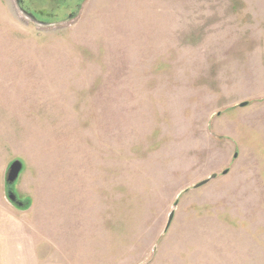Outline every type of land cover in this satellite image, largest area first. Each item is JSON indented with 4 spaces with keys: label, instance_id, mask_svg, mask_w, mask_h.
<instances>
[{
    "label": "rangeland",
    "instance_id": "374dc122",
    "mask_svg": "<svg viewBox=\"0 0 264 264\" xmlns=\"http://www.w3.org/2000/svg\"><path fill=\"white\" fill-rule=\"evenodd\" d=\"M77 3L0 0V264H264V0Z\"/></svg>",
    "mask_w": 264,
    "mask_h": 264
},
{
    "label": "flooded vegetation",
    "instance_id": "af4514ba",
    "mask_svg": "<svg viewBox=\"0 0 264 264\" xmlns=\"http://www.w3.org/2000/svg\"><path fill=\"white\" fill-rule=\"evenodd\" d=\"M18 5L27 15H32L41 25H50L66 19L78 10L77 0L67 8L61 7L67 0H16Z\"/></svg>",
    "mask_w": 264,
    "mask_h": 264
},
{
    "label": "water",
    "instance_id": "95a60500",
    "mask_svg": "<svg viewBox=\"0 0 264 264\" xmlns=\"http://www.w3.org/2000/svg\"><path fill=\"white\" fill-rule=\"evenodd\" d=\"M17 3V6L20 10V13L25 16L30 22L34 23L36 26H52L53 24H50V25H41L37 22V19L32 16V15H27L26 13H24V11L20 8V6L18 5V1H16ZM80 7V6H79ZM76 14H73L72 16H70L68 19H72L73 17H75ZM248 106V103L245 102V103H242L240 105L241 108H244V107H247ZM24 171V164L22 161L20 160H15L13 161L10 166H9V171H8V174H7V179H6V187L8 188L7 189V197H8V200L13 204V206L15 205L16 207L22 209L26 206L25 203L21 202L19 199H18V196L12 191V187L15 186V184L18 182L19 178H20V175L22 174V172ZM229 172L228 170L225 171L223 174L224 175H227ZM217 178V175H213L211 176L209 179L197 184L194 188L195 189H198V188H201L207 184H209L212 180H215ZM176 205H178V202L176 203ZM175 216V212H172L171 215H170V218H169V222L167 224V227H166V231L170 228L171 224H172V221H173V218Z\"/></svg>",
    "mask_w": 264,
    "mask_h": 264
}]
</instances>
